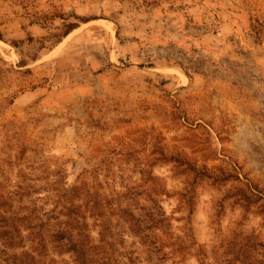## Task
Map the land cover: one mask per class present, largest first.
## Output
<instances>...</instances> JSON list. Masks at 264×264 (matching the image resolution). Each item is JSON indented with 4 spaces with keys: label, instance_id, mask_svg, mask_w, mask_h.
Listing matches in <instances>:
<instances>
[{
    "label": "rangeland",
    "instance_id": "1",
    "mask_svg": "<svg viewBox=\"0 0 264 264\" xmlns=\"http://www.w3.org/2000/svg\"><path fill=\"white\" fill-rule=\"evenodd\" d=\"M0 180L154 215L89 218L112 264H264V0H0Z\"/></svg>",
    "mask_w": 264,
    "mask_h": 264
},
{
    "label": "trees",
    "instance_id": "2",
    "mask_svg": "<svg viewBox=\"0 0 264 264\" xmlns=\"http://www.w3.org/2000/svg\"><path fill=\"white\" fill-rule=\"evenodd\" d=\"M34 189L31 184L13 187L0 180V264H59L50 257L52 253L69 254L73 264H112L103 247L94 244L89 218L118 215L135 233L143 234L146 242L152 241L145 232L158 227L154 215L141 220L120 201L92 193L88 187L66 188L51 204L34 199Z\"/></svg>",
    "mask_w": 264,
    "mask_h": 264
}]
</instances>
